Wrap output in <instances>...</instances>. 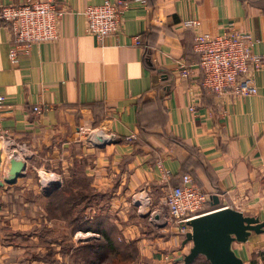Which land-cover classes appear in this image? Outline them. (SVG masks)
<instances>
[{"label":"crops","instance_id":"1","mask_svg":"<svg viewBox=\"0 0 264 264\" xmlns=\"http://www.w3.org/2000/svg\"><path fill=\"white\" fill-rule=\"evenodd\" d=\"M103 1L56 0L59 37L16 62L0 19V264H99L117 246L130 264H175L191 243L165 225L162 196L185 173L210 193L208 209L264 221V70L254 94L215 95L200 83L194 31L182 26L197 19L199 31L219 34L234 25L263 54L264 0H130L120 32L98 40L83 10ZM94 129L113 141L100 145ZM11 159L23 169L8 183ZM38 167L60 183L43 191ZM234 247L245 264H264V233Z\"/></svg>","mask_w":264,"mask_h":264},{"label":"built area","instance_id":"2","mask_svg":"<svg viewBox=\"0 0 264 264\" xmlns=\"http://www.w3.org/2000/svg\"><path fill=\"white\" fill-rule=\"evenodd\" d=\"M129 6L130 0H105L86 6L83 10L86 32L98 40L107 35H117ZM64 11L56 0H25L2 6L0 19L9 26L14 41L9 50L10 59L16 62L20 56L28 54L32 45L57 39L59 20ZM182 26L194 31L193 51L198 55L202 87L215 95L229 94L237 98L256 92L254 75L264 70V53L253 52L255 41L250 32L231 25L222 33L210 34L199 31L200 22L197 19L184 20ZM133 39L135 44H140L138 36ZM178 68L182 76L191 74L190 67L183 63H179ZM3 106H6L5 101L0 96V107ZM32 109L38 113L42 111L40 106ZM94 131L100 134L94 129L92 135ZM134 137L130 135L126 138L132 140ZM4 150L6 157L14 152L9 146H5ZM50 176L51 179L42 180L41 188L52 185L55 176ZM210 198V193L197 186L189 174H182L181 182L162 196L167 212L165 225L185 235L190 230L187 225L190 219L213 210L206 206Z\"/></svg>","mask_w":264,"mask_h":264},{"label":"water","instance_id":"3","mask_svg":"<svg viewBox=\"0 0 264 264\" xmlns=\"http://www.w3.org/2000/svg\"><path fill=\"white\" fill-rule=\"evenodd\" d=\"M100 145L113 141V136L105 139L94 131ZM11 171L8 183H13L23 163L11 159ZM217 204V195L212 197ZM190 230L185 234L183 245L191 243L188 252L177 257L181 264H192L203 257L209 264H245L235 250L234 244L245 243L253 234L264 233V221L258 216H249L232 207H218L187 222Z\"/></svg>","mask_w":264,"mask_h":264},{"label":"rangeland","instance_id":"4","mask_svg":"<svg viewBox=\"0 0 264 264\" xmlns=\"http://www.w3.org/2000/svg\"><path fill=\"white\" fill-rule=\"evenodd\" d=\"M93 136H94V134H93ZM95 137V136H94ZM108 138H110V137H108ZM42 171H40V169H39V167H38V185L39 186H41V182H42V180L43 179H46V178H50V177H52V176H50V175H52V174H54V173H52V172H50V171H45L46 169H41ZM55 175V179H54V182L52 183V186L53 185H57V184H59L60 183V181H59V178L60 177H58V176H56V174H54ZM54 177V176H53ZM51 179V178H50ZM52 180H53V178H52ZM60 180H61V178H60ZM49 187H50V185L47 187V188H42V190L43 191H46V189H47V191L49 190ZM59 211H60V215H66L67 213H66V207H65V205L63 204L62 206H60L59 207ZM57 227V226H56ZM58 227L61 229L62 227H63V224H59L58 225ZM57 227V228H58ZM60 231V230H59ZM59 233V232H58ZM60 235H61V233H60ZM96 255V254H95ZM97 258H99V256H96ZM101 262L102 263H99V264H113L115 261H114V259L116 258L115 257V255H113V253H110V254H101ZM127 261H126V263L127 264H130L132 261H133V256H128L127 257ZM92 260H94V259H92ZM117 264V263H116Z\"/></svg>","mask_w":264,"mask_h":264},{"label":"trees","instance_id":"5","mask_svg":"<svg viewBox=\"0 0 264 264\" xmlns=\"http://www.w3.org/2000/svg\"><path fill=\"white\" fill-rule=\"evenodd\" d=\"M108 243L113 247L112 243L110 240H108ZM116 249V253H115V259H114V263L113 264H127L126 261L128 260L127 257L130 256L129 254L126 255L127 253L125 252L123 247H118L115 248ZM122 249V250H121ZM134 258V256H133ZM202 257L197 258L196 260L200 259ZM205 260V259H204ZM175 264H181V262L176 261ZM205 264H209L206 260H205Z\"/></svg>","mask_w":264,"mask_h":264}]
</instances>
